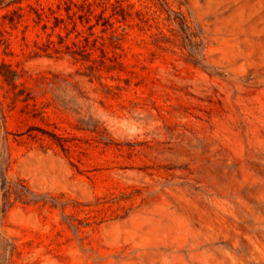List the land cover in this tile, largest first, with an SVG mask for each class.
<instances>
[{
	"label": "rangeland",
	"instance_id": "1",
	"mask_svg": "<svg viewBox=\"0 0 264 264\" xmlns=\"http://www.w3.org/2000/svg\"><path fill=\"white\" fill-rule=\"evenodd\" d=\"M5 159L0 264H264V0H0Z\"/></svg>",
	"mask_w": 264,
	"mask_h": 264
},
{
	"label": "trees",
	"instance_id": "2",
	"mask_svg": "<svg viewBox=\"0 0 264 264\" xmlns=\"http://www.w3.org/2000/svg\"><path fill=\"white\" fill-rule=\"evenodd\" d=\"M0 162V216L3 217L11 204L18 200L30 202L33 200V193L24 184L22 179L10 180L7 178V159Z\"/></svg>",
	"mask_w": 264,
	"mask_h": 264
}]
</instances>
